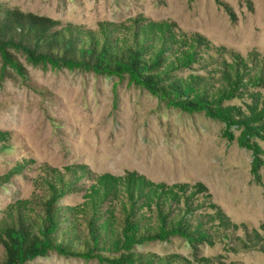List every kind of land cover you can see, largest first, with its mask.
<instances>
[{"label":"rangeland","instance_id":"374dc122","mask_svg":"<svg viewBox=\"0 0 264 264\" xmlns=\"http://www.w3.org/2000/svg\"><path fill=\"white\" fill-rule=\"evenodd\" d=\"M0 8L52 18L98 43L147 45L150 58L163 51L156 68L200 96L232 82L222 105L237 120L172 107L129 74L36 64L11 49L19 71L0 53V227L39 223L54 194L60 231L77 247L92 244V218L109 244L125 217L149 231L181 221L209 241L193 247L174 235L137 254L154 264H264V166L258 183L253 152L238 143L246 132L264 159V0H0ZM26 264L109 263L51 251Z\"/></svg>","mask_w":264,"mask_h":264},{"label":"trees","instance_id":"16d2710c","mask_svg":"<svg viewBox=\"0 0 264 264\" xmlns=\"http://www.w3.org/2000/svg\"><path fill=\"white\" fill-rule=\"evenodd\" d=\"M59 25L57 21L46 16L0 8V53L5 62L20 71L10 52L11 49H15L25 53L28 59L36 64H50L55 68L90 69L96 73L108 72L118 76L129 74L132 82L167 101L172 107L186 112L205 111L209 117H217L228 123L237 122L234 119L233 108H224L222 105L224 100L233 97L234 83L229 82V90L219 91L217 95L200 96L196 88L190 87L186 81L170 78L172 76L170 72L161 73V70L156 68L163 63V51L150 58L147 45L145 49L138 48L140 45L119 47L113 45L109 37L101 38L102 42L98 43L93 35ZM193 59L191 55H187L184 63L192 62ZM184 67H187V64H184ZM165 78L164 84H161V79ZM181 93L185 94L184 99H180ZM246 134L243 132L239 136L238 143L252 150L254 160L251 173L254 179L261 183L263 151L256 142L250 143ZM61 198L62 196L52 194L47 199L44 217L37 224L25 222L20 218L17 224H3L0 227V244L4 250L0 264H26L38 257L47 256L51 251L64 256H80L86 260L96 258L101 263L154 264L152 259H143L135 251L146 241H165L174 235L183 236L193 247L209 241L210 234L206 230L200 227L192 230L181 221L169 227L163 220L158 230L149 231L141 230L125 217L117 238L109 244L101 242L98 238L94 231L96 221L92 218L88 224L89 234L85 236V240L90 238L92 244L83 242L77 247L75 245L78 243L74 244L69 235L60 231L64 221L62 216L57 214L56 205ZM134 208L135 205L132 206V210ZM104 251L114 255L106 254Z\"/></svg>","mask_w":264,"mask_h":264}]
</instances>
